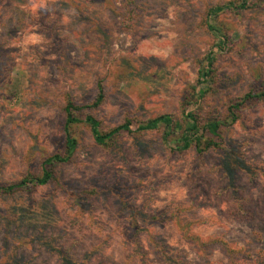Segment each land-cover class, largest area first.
Segmentation results:
<instances>
[{
	"label": "rangeland",
	"instance_id": "obj_1",
	"mask_svg": "<svg viewBox=\"0 0 264 264\" xmlns=\"http://www.w3.org/2000/svg\"><path fill=\"white\" fill-rule=\"evenodd\" d=\"M243 1L135 0L137 14L127 22L123 0H0V185L17 183L29 171L41 173L42 158L64 140L66 96L89 104L99 81L106 87L105 102L83 114L93 113L104 130L120 125L128 113L144 121L161 115L181 120V101L217 46L224 50H218L214 81L203 88L208 92L201 115L224 111L227 102L264 78V0H249L244 10L227 8ZM217 7L225 9L210 24L228 37L226 46L206 24L209 10ZM245 117L248 127L229 130L226 149L242 147L247 161L264 169V105ZM76 133L75 156L57 168L64 188L49 184L32 196H0V264L12 258L61 264L31 242L35 232L59 237L58 245L78 261L94 251L90 264H139V258L131 259L135 224L123 204L147 212L191 207L184 219L202 222L195 233L204 240L222 238L247 249L251 258L240 264L264 261L263 177H239L245 199L240 211L225 192L223 151H211L202 162L193 147L183 156L171 155L160 132L150 131L107 152L86 126ZM88 186L107 192L80 207L75 192ZM139 227L187 264H229L219 246L201 256L175 223ZM141 236L147 264H167L148 235Z\"/></svg>",
	"mask_w": 264,
	"mask_h": 264
},
{
	"label": "trees",
	"instance_id": "obj_2",
	"mask_svg": "<svg viewBox=\"0 0 264 264\" xmlns=\"http://www.w3.org/2000/svg\"><path fill=\"white\" fill-rule=\"evenodd\" d=\"M124 9H126L127 22L133 19L137 14L138 8L135 0H123ZM249 0H244L239 7H235L234 3L227 5V8H237L244 10L248 8ZM225 8L217 7L209 10V17L206 20L208 30L213 36L222 41L223 45L228 44V37L222 33L220 29L210 24L212 16L222 12ZM128 24V23H127ZM126 23L123 25L128 26ZM218 50L224 48L214 47L206 57L205 65L201 62L199 77L197 84L192 87V92L185 94L181 101L182 119L178 120L173 115H161L159 117L144 121L136 117L126 116L125 120L118 126L104 130L102 123L93 113L83 114L86 110H96L104 102L106 98V87L102 81L97 83V96L93 102L86 105H78L75 103L71 95L66 96V105L64 107L65 125L64 140L61 148L52 155H47L41 160V173L34 171L23 177L19 182L14 184L0 185V196L8 197L17 193H25L28 196L34 195L39 187L49 184L55 185L57 189L64 188L61 182L57 168L62 164L70 163L75 156L79 147V136L76 131L82 126H86L95 141V143L107 152H113L123 144L125 138L135 139L143 136L150 131H157L161 134L162 143L171 155L178 154L183 156L192 147L196 151L199 161H203L205 156L211 151L224 152L223 165L219 168L228 180V186L225 192H231L232 198L241 211L244 207L245 199L241 196L238 179L241 175H246L251 181L259 177L264 178V169L254 166L247 161L242 147L226 149L228 144V132L235 125L248 127L246 125L245 113L254 109L259 105H264V78L255 80L251 89L241 97L230 100L224 106V111L220 109H211L207 117L201 115L204 111L203 101L205 94L208 92L203 88L205 84H211L215 78L214 63ZM204 91H203V90ZM212 89V87H209ZM246 125V126H245ZM180 135V137H177ZM132 188V187H131ZM152 189L153 186H150ZM133 190V189H132ZM107 189L98 186H88L81 192H75V199L80 207H88V201L104 195ZM123 209L129 211L130 217L133 218L135 224L134 235L132 237V256L139 258V264H147L144 245L141 242V235L146 233L151 246L166 261L167 264H187L181 257L171 255L170 250L158 242L156 237L150 233L149 229L139 227L142 224L149 227L163 226L169 223H175L179 232L182 234L183 240L194 246L201 256H206L208 250L215 246L223 249L225 256L228 258L229 264H240V260H248L251 255L247 249L240 247H232L226 240L222 238H211L204 240L195 233L196 223L190 219H184V215L192 211L191 207L179 205L173 209L167 206L165 210L158 212H147L144 209L132 208L123 204ZM149 230V231H148ZM32 243H37L41 247L47 249L51 254L56 255L61 264H90L91 258L95 255L92 251L87 254L83 261L76 260L70 250L63 249L58 245L59 237L48 238L42 233L35 232L31 237ZM264 260L263 252H260ZM6 264H25L15 258L10 259ZM253 264H264V261Z\"/></svg>",
	"mask_w": 264,
	"mask_h": 264
}]
</instances>
